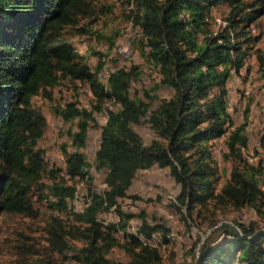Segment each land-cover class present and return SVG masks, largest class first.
I'll return each mask as SVG.
<instances>
[{
  "label": "trees",
  "instance_id": "trees-1",
  "mask_svg": "<svg viewBox=\"0 0 264 264\" xmlns=\"http://www.w3.org/2000/svg\"><path fill=\"white\" fill-rule=\"evenodd\" d=\"M132 1L137 3L133 23L141 30L137 42L160 75L144 91L145 98L130 92L132 81L140 75L139 64L122 65L103 80L105 62L92 67L90 57L81 55L68 39L67 26L93 11L92 0H0V216H34L38 185L57 212L49 228L51 247L63 253L71 247V239L83 241L73 256L83 264H163L159 249L151 243L155 232L168 231L164 224L143 219L124 243L115 235L120 228L126 232L133 215L123 209L121 198L138 197L129 188L140 169L169 167L180 184L179 207L187 206L190 217L198 207L208 211L253 206L260 213L264 208L263 167L243 154L248 146L244 131L248 109L245 121L233 126L227 100V82L233 70L239 73L245 66L249 44L256 39L250 24L264 14V0L259 5L248 0ZM221 2L230 8L225 24L214 29L212 10ZM258 56L263 65L260 50ZM67 77L87 80L95 98L90 108L76 101L55 106L64 121L76 120L77 129L70 132L75 149L64 146L66 172L70 178L89 182L91 196L85 194L86 204L77 211L69 198L78 189L58 170H50V183L40 182L45 162L38 144L48 121L33 102L35 95ZM160 86L171 87L172 94L160 97ZM156 99L159 104L154 107ZM107 100L117 105L105 110L107 120L101 125L95 154L96 167L107 169V187L94 192L83 149L90 121L95 112L105 109ZM143 117L155 132L149 143L133 126ZM223 135L224 158H232L235 164L216 191L212 149ZM111 209L119 220L105 225L98 215ZM61 211L70 212L77 222L64 225L58 217ZM235 222L223 224L218 238L208 237L200 246L199 259L191 264H264V229L255 221ZM115 246L125 249L127 260L109 255Z\"/></svg>",
  "mask_w": 264,
  "mask_h": 264
},
{
  "label": "rangeland",
  "instance_id": "rangeland-1",
  "mask_svg": "<svg viewBox=\"0 0 264 264\" xmlns=\"http://www.w3.org/2000/svg\"><path fill=\"white\" fill-rule=\"evenodd\" d=\"M259 5L260 0H248ZM93 11L79 16L78 20L67 26V37L83 56H89V63L94 67L99 62H105L100 75L106 80L105 69L110 66L140 65V75L130 86L132 96L145 98L144 91L151 88L159 80V72L141 52L138 41L140 32L132 42L130 53L123 57L119 44L125 42V34L136 33L137 26L133 23V13L137 10L136 1L132 0H92ZM230 8L227 2H221L212 10V28L217 29L225 24V16ZM132 28V29H131ZM251 34L256 37L249 44V53L245 66L236 72L233 70L227 82L228 105L233 126L245 121V109H248V121L245 133L248 136V146L243 148L244 157L254 164L263 167L264 177V64L260 62L258 50L264 58V14L258 16L251 24ZM127 41V40H126ZM118 45V46H117ZM118 47V48H117ZM132 50H134L132 52ZM132 53V54H131ZM103 76V77H102ZM50 92V94H48ZM173 89L160 86L157 93L160 97L169 96ZM94 94L87 80L61 78L59 83L42 91L33 97V102L42 108L47 116V127L39 140V146L44 150L45 169L40 182L50 183L51 169L58 170L61 178H66L68 184H75L79 197L69 198L75 211L82 206L86 193L90 195L88 179L70 178L66 172V156L64 146L72 151L75 147L71 143L70 132L77 129L76 120L66 122L55 111V106H63L68 101H76L79 106L90 108ZM159 104L155 100L154 107ZM113 100H107L102 112H95L90 121L87 145L83 149L90 162L93 191H103L107 169L97 168L95 154L99 148L101 125L107 120L105 110L116 107ZM134 128L149 143L155 136L154 130L143 117ZM214 164L217 166V181L215 190L227 181L235 164L232 158H224L227 151L225 135L217 138L213 144ZM263 185V179L260 180ZM180 184L170 173L169 167L157 165L140 169L134 179L129 193L134 197L121 198L123 209L132 213L126 232L120 228L115 235L124 243L129 238L127 234L138 231L143 219L151 223L164 224L168 231L155 232L151 245L159 249L163 264H191L199 259L200 246L208 237L218 238L223 224L235 225V221H255L260 229H264V208L262 213L253 206L235 209L228 206L208 211L197 208L190 217L187 206L180 209L177 194ZM38 185L34 188V206L36 214H5L0 216V264H83L73 256L83 241L71 239V247L61 253L51 247L49 228L53 216L57 212L50 206L49 200L43 197ZM58 217L64 225L77 222L68 211H61ZM103 224L117 222L119 215L114 209L103 211L98 215ZM166 235V236H165ZM166 238V239H165ZM109 255L116 259L127 260L128 254L121 246L111 249Z\"/></svg>",
  "mask_w": 264,
  "mask_h": 264
},
{
  "label": "bare ground",
  "instance_id": "bare-ground-1",
  "mask_svg": "<svg viewBox=\"0 0 264 264\" xmlns=\"http://www.w3.org/2000/svg\"><path fill=\"white\" fill-rule=\"evenodd\" d=\"M132 29V28H131ZM128 32V34H125V42H132V40H133V34H131V33H129V30H127ZM141 30H140V28H138L137 27V29H136V33H134V40L136 39V37H137V33L138 32H140ZM127 40V41H126ZM133 40V41H134ZM118 46V45H117ZM119 47V46H118ZM117 47V48H118ZM119 50L122 52V54H123V56L124 55H128L129 54V47H119ZM134 50H132V52H133ZM132 54V53H131ZM110 70H107V69H105V72L103 71L102 73H105V76L104 77H107L109 74H110ZM103 77V76H102ZM89 169H90V172H91V168L89 167ZM92 173V172H91ZM68 175V174H67ZM69 176V175H68ZM77 197H79V194H78V190H77V192H76V196H75V198H77ZM85 204H86V202L85 201H83V203H82V206H77V210H79V209H81L83 206H85Z\"/></svg>",
  "mask_w": 264,
  "mask_h": 264
},
{
  "label": "built area",
  "instance_id": "built-area-1",
  "mask_svg": "<svg viewBox=\"0 0 264 264\" xmlns=\"http://www.w3.org/2000/svg\"><path fill=\"white\" fill-rule=\"evenodd\" d=\"M133 40H134V33H133ZM133 40H132V42H133ZM132 42H122L119 44L120 45L119 47H129V53H130V48H131ZM126 56H128V55H124L123 57H126ZM118 67H119V65L118 66H110L109 68H110V71H114Z\"/></svg>",
  "mask_w": 264,
  "mask_h": 264
},
{
  "label": "crops",
  "instance_id": "crops-1",
  "mask_svg": "<svg viewBox=\"0 0 264 264\" xmlns=\"http://www.w3.org/2000/svg\"><path fill=\"white\" fill-rule=\"evenodd\" d=\"M138 171H139V170H138ZM138 171H137V172H138ZM132 183H133V182H132ZM131 185H132V184H131ZM130 187H131V186H130Z\"/></svg>",
  "mask_w": 264,
  "mask_h": 264
}]
</instances>
